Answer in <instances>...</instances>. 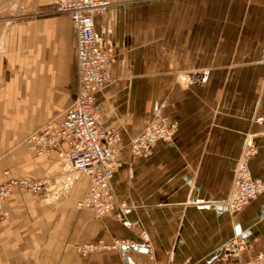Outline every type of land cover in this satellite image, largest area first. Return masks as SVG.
Listing matches in <instances>:
<instances>
[{
	"label": "crops",
	"instance_id": "crops-1",
	"mask_svg": "<svg viewBox=\"0 0 264 264\" xmlns=\"http://www.w3.org/2000/svg\"><path fill=\"white\" fill-rule=\"evenodd\" d=\"M110 1L95 24L114 78L95 111L120 131L112 183L127 207L121 217L117 207L80 209L85 176L38 196L18 187L3 205L0 264H211L237 238L247 247L233 259L264 251V194L239 212L221 203L247 143L258 148L253 174L264 177V0ZM51 3L0 0V183L5 170L54 183L70 167L24 143L62 118L79 87L74 25ZM156 106L178 124L173 139L133 157L129 142ZM98 238L130 244L76 252Z\"/></svg>",
	"mask_w": 264,
	"mask_h": 264
},
{
	"label": "built area",
	"instance_id": "built-area-1",
	"mask_svg": "<svg viewBox=\"0 0 264 264\" xmlns=\"http://www.w3.org/2000/svg\"><path fill=\"white\" fill-rule=\"evenodd\" d=\"M110 4V0H53L55 11L67 13L74 25L79 87L64 109L62 118L50 119L40 125L25 137V141L35 155L63 156L74 172L69 179L77 178V174L88 178V187L79 198L80 209H87L96 216H106L117 207L121 217L127 204L126 201H116L112 183L115 172L122 165L118 158L120 131L114 126L103 125L95 111L97 93L113 79V55L109 46L98 38L95 24L96 16L103 15ZM154 109L151 120L129 142V152L133 157L152 154L153 147L158 142L171 139L177 129L176 121L164 115L159 106ZM238 169L233 195L223 201L231 212L242 211L250 201L264 194V179L254 178L246 164L243 167L239 165ZM4 173L6 178L0 183V219L4 215V201L18 187L25 186L34 196L49 190L48 177L19 179L8 171ZM243 243L239 238L230 241L226 253L212 264H264V253L261 252L248 259H233L245 245ZM129 244L128 239H114L109 243L98 238L78 244L76 252L84 256L98 250L122 249Z\"/></svg>",
	"mask_w": 264,
	"mask_h": 264
},
{
	"label": "rangeland",
	"instance_id": "rangeland-1",
	"mask_svg": "<svg viewBox=\"0 0 264 264\" xmlns=\"http://www.w3.org/2000/svg\"><path fill=\"white\" fill-rule=\"evenodd\" d=\"M52 1V3L50 4V7L55 11V8H54V5H53V0H51ZM109 8V7H108ZM57 12V11H56ZM114 78V77H113ZM155 111V110H154ZM153 114H154V112H153ZM153 114H152V116H153ZM151 116V117H152ZM168 116V115H167ZM169 118V117H168ZM151 120V118L145 123L146 125H147V123L149 122ZM117 128V127H116ZM37 129V128H36ZM35 131V130H34ZM27 136V135H26ZM25 136V137H26ZM25 137H24V143H26V145H27V148L29 149V147H28V143L25 141ZM171 141V140H170ZM247 145H248V143H247ZM246 145V146H247ZM245 146V147H246ZM244 147V148H245ZM244 150V149H243ZM242 154V153H241ZM241 154L239 155V156H241ZM256 155V154H255ZM238 156V157H239ZM238 157H237V159H236V161H235V166L238 164ZM241 158V157H240ZM239 158V159H240ZM237 163V164H236ZM235 168V167H234ZM5 171H8V173L9 174H11L10 172H9V170H5ZM73 172V170H71V168L69 167V169L65 172V173H63L60 177H57V179L56 180H54V183H53V180L51 181V179L49 178V188L48 189H52V187H55V185H57L58 183H62V182H64V180H63V178L62 177H64L65 179L67 178V180L70 182V184H73L75 181H78V180H80L81 178H82V175H79V174H77L78 175V177L77 178H72V179H69V177H71L72 176V174L74 175V172ZM3 173H4V171H3ZM4 175H5V173H4ZM46 177V176H45ZM75 177H76V175H75ZM5 178H6V175H5ZM41 178V177H40ZM36 179V178H35ZM235 181H236V175L234 176V179H233V181H232V184H231V186L230 187H232V189H234L235 188ZM2 183V182H1ZM61 187V186H60ZM88 187V186H87ZM67 188V187H66ZM66 188H65V191H66ZM87 189V188H86ZM86 189H85V191H86ZM84 191V192H85ZM113 191H114V187H113ZM67 192V191H66ZM84 192H83V194H84ZM114 193H115V191H114ZM61 194H62V192H61ZM82 195V194H81ZM81 197V196H80ZM80 197H78V199L80 198ZM227 197V195L225 194L224 195V198L223 199H225ZM262 197V196H261ZM223 201L224 200H222L221 201V203L223 204ZM78 202H79V200H78ZM250 204V203H249ZM4 212V211H3ZM3 214H5V212L3 213ZM3 217H4V215H3ZM2 217V218H3ZM234 240V239H233ZM239 241H243L244 243L243 244H245L242 248H240L238 251H239V254H238V256H241V255H244V253H245V251H246V247H247V242H246V240H244V239H241V238H239ZM229 244V243H228ZM227 244V245H228ZM226 245V246H227ZM252 250L254 251V248H252ZM261 253H264V251H261L260 249H258ZM255 252V251H254ZM259 253V252H258ZM257 254V253H256ZM256 254H253L252 256H254V255H256ZM251 256V257H252ZM242 257V256H241ZM241 260V259H240ZM214 262V261H213ZM212 262V263H213ZM211 263V264H212Z\"/></svg>",
	"mask_w": 264,
	"mask_h": 264
},
{
	"label": "bare ground",
	"instance_id": "bare-ground-1",
	"mask_svg": "<svg viewBox=\"0 0 264 264\" xmlns=\"http://www.w3.org/2000/svg\"><path fill=\"white\" fill-rule=\"evenodd\" d=\"M176 131V130H175ZM174 134H175V132H174ZM173 134V135H174ZM173 135H172V138L171 139H168L167 141H170V140H172L173 139ZM167 141H164V142H167ZM258 153V148L256 147V145L255 144H248L245 148H244V150L242 151V154H241V158L238 160V164H237V167H236V170H235V172H236V174H237V171H239V169H238V167H239V165H241L242 167H243V165L244 164H246L247 165V167L250 169V171H251V173L253 174V171H252V169H251V161H252V159L255 157V154H257ZM151 155V154H150ZM150 155H148V157L150 156ZM254 175V174H253ZM254 178L256 177V175H254L253 176ZM262 179H264L263 177H261ZM235 189V188H234ZM234 189H233V191H234ZM232 191V192H233ZM231 192V194H230V196L228 197V198H230L232 195H233V193ZM261 195H263V194H261ZM260 195V196H261ZM259 196V197H260ZM227 198V199H228ZM258 198V197H257ZM226 199V200H227ZM253 201V200H252ZM251 202V201H250ZM249 202V203H250ZM249 205V204H248ZM247 205V206H248Z\"/></svg>",
	"mask_w": 264,
	"mask_h": 264
}]
</instances>
